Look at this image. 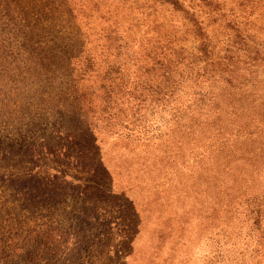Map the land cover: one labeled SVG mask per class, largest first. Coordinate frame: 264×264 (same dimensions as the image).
I'll list each match as a JSON object with an SVG mask.
<instances>
[{"label":"rangeland","instance_id":"1","mask_svg":"<svg viewBox=\"0 0 264 264\" xmlns=\"http://www.w3.org/2000/svg\"><path fill=\"white\" fill-rule=\"evenodd\" d=\"M237 1L223 0L227 15L239 11ZM151 4L0 0V264L213 262L206 183L216 176L221 137L227 151L249 139L251 84L240 93L222 85L224 105L210 113H192L191 83L161 101L137 100L148 78L141 54L115 50L125 43L139 51L155 20ZM107 12L112 21L104 22ZM255 14L264 26V9ZM156 17L164 31L180 26L166 11ZM219 25L212 30L224 36ZM257 76L260 105L264 74ZM103 87L116 96L111 116L102 113ZM81 94L94 104L80 105ZM231 103L238 117L225 110ZM254 136L253 153L264 161V133ZM250 187L264 189V172Z\"/></svg>","mask_w":264,"mask_h":264},{"label":"trees","instance_id":"2","mask_svg":"<svg viewBox=\"0 0 264 264\" xmlns=\"http://www.w3.org/2000/svg\"><path fill=\"white\" fill-rule=\"evenodd\" d=\"M224 2L152 0L146 13L148 17L154 16L155 20L144 31V43L139 45V51L132 53L133 49L130 45L126 47L125 43L117 45L115 51L120 55L125 50L127 57L141 54L143 63L140 62V71L148 77L144 79L140 98L137 99L141 103L172 97L181 87L191 83L192 88L195 87L191 92L192 113H210L209 109L217 112L224 105L218 91L222 85L229 91L240 93L251 84L244 94L251 92L250 97L245 99L252 101V105L248 106L252 114L245 120L247 127L244 130L248 132L249 139L244 144L234 142L231 150L227 151L223 146L227 137L223 136L219 149L213 152L216 155H212L216 176L212 178V184L206 183L209 185L206 192L210 197L206 221L212 255L209 261H213L210 264H260L264 261V189L256 190L250 186L264 172V161H257V153H253V146L258 142L256 139L253 141L254 134L264 133V104H256L258 99H255L260 89L258 85L262 82L258 81L257 74H264V26L255 13L264 9V0H238L239 11L232 10L229 15L224 11ZM158 11H166L179 19L180 26L164 31L166 25L158 21ZM95 13L98 15L100 10ZM107 14L106 18V15L100 16L101 19L112 21L111 14ZM217 23L225 31L224 36L212 30ZM137 27L141 29L142 26ZM129 30L122 31V34H127ZM104 38L110 46L114 45L111 35ZM103 89L104 95L100 97L102 113L111 116V105L116 97L114 89ZM122 93L128 95L126 91L117 95ZM79 97L80 105L94 104L93 97L89 99L84 94ZM225 110H231L233 117H238L240 113L236 112V105L232 103ZM237 117L233 119V124L237 123ZM234 126L232 128L236 130ZM261 143L264 144V141ZM242 145L244 147L240 148ZM255 150L261 151V148ZM232 163H237L235 165L243 172L238 175L231 173ZM205 165L213 169L212 163L205 162Z\"/></svg>","mask_w":264,"mask_h":264}]
</instances>
